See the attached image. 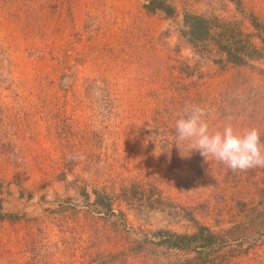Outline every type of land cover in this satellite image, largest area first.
Instances as JSON below:
<instances>
[{
    "label": "rangeland",
    "instance_id": "obj_1",
    "mask_svg": "<svg viewBox=\"0 0 264 264\" xmlns=\"http://www.w3.org/2000/svg\"><path fill=\"white\" fill-rule=\"evenodd\" d=\"M150 2L0 0V264H264V167L175 143L186 104L264 141V0Z\"/></svg>",
    "mask_w": 264,
    "mask_h": 264
},
{
    "label": "clouds",
    "instance_id": "obj_2",
    "mask_svg": "<svg viewBox=\"0 0 264 264\" xmlns=\"http://www.w3.org/2000/svg\"><path fill=\"white\" fill-rule=\"evenodd\" d=\"M210 110L186 104L175 122L176 145L187 144L189 154L195 150L206 160L212 158L233 172L264 167V141L256 127L237 129L232 123L210 130L206 117ZM183 155V154H182Z\"/></svg>",
    "mask_w": 264,
    "mask_h": 264
},
{
    "label": "trees",
    "instance_id": "obj_3",
    "mask_svg": "<svg viewBox=\"0 0 264 264\" xmlns=\"http://www.w3.org/2000/svg\"><path fill=\"white\" fill-rule=\"evenodd\" d=\"M150 7L152 9H161V10L165 9L163 8L162 0H151ZM184 22L187 26L186 35L190 40L205 39L210 33L211 29H209L208 20L204 16H201L199 14L186 13L184 16ZM226 51H227V54H229V56L233 54L230 51V49H226ZM204 233L206 234L205 237L207 240L213 238L212 234H210L209 232H206L205 229L201 227V228H198V231L196 233H193L190 235L169 233L166 238H163L160 241L161 243H164L172 247L184 248L189 243L191 242L193 243V241H198L199 239H201L202 234L204 235Z\"/></svg>",
    "mask_w": 264,
    "mask_h": 264
}]
</instances>
